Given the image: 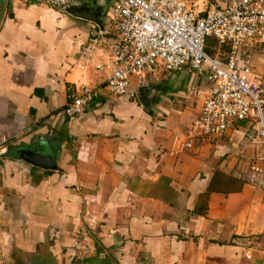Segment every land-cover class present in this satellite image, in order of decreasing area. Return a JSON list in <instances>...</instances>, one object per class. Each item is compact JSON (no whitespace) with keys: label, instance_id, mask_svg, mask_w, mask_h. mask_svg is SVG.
<instances>
[{"label":"crops","instance_id":"crops-1","mask_svg":"<svg viewBox=\"0 0 264 264\" xmlns=\"http://www.w3.org/2000/svg\"><path fill=\"white\" fill-rule=\"evenodd\" d=\"M231 1L202 0L198 9ZM104 27L9 0L0 28V264L16 256L26 264H264V192L233 173L256 152L249 127L184 148L203 104L188 101L195 77L154 111L105 92L80 117L65 116L77 86L104 81L82 56ZM242 64L254 81L264 54L256 49ZM25 149L58 169L26 163Z\"/></svg>","mask_w":264,"mask_h":264},{"label":"built area","instance_id":"built-area-1","mask_svg":"<svg viewBox=\"0 0 264 264\" xmlns=\"http://www.w3.org/2000/svg\"><path fill=\"white\" fill-rule=\"evenodd\" d=\"M25 1L64 11L78 0ZM200 1L114 0L105 14L106 32L82 52L93 69L104 74V81L77 86L64 114L80 117L105 92L138 100V90L147 86L149 77L155 82L172 75L195 77L205 86H193L189 95L202 98L203 104L184 148L196 150L198 141L215 143L248 126L246 137L256 152L245 156L233 173L264 192V69L251 81L252 69L242 64L256 49L264 54V0H232L223 8L204 11L198 9ZM212 41L220 50L227 48L225 59L214 56Z\"/></svg>","mask_w":264,"mask_h":264},{"label":"water","instance_id":"water-1","mask_svg":"<svg viewBox=\"0 0 264 264\" xmlns=\"http://www.w3.org/2000/svg\"><path fill=\"white\" fill-rule=\"evenodd\" d=\"M9 0H0V28L5 19ZM110 7L109 0H78L72 5L65 8L69 15L93 23L97 27L103 29L105 22V14ZM157 96L159 104L154 103ZM157 88L152 85L142 86L138 90V101L148 111H154L160 103L165 101ZM20 158L26 163L47 171L57 170L54 158L43 154L39 150H21Z\"/></svg>","mask_w":264,"mask_h":264},{"label":"rangeland","instance_id":"rangeland-1","mask_svg":"<svg viewBox=\"0 0 264 264\" xmlns=\"http://www.w3.org/2000/svg\"><path fill=\"white\" fill-rule=\"evenodd\" d=\"M229 1H231V0H229ZM211 2H214V0H209L210 4H211ZM209 45L212 49V53L214 54V56H220L222 59L226 58L225 53L228 52L227 48L220 50L215 41L210 42ZM170 75H172V74H170ZM159 78H160V76H158V79ZM186 85H187L186 76L180 75V76H176V78L173 80L164 81L161 83L160 82H154V84H152V87L157 88V90L160 92V94L162 96H166L169 99H175L173 97V93L178 92L180 87L182 88V90H184L186 88ZM193 86L197 87V88H203L205 86V84L203 81L200 80L196 83L194 82ZM169 93H170V95H169ZM176 98L181 101V103L184 107L187 105V103H186L187 100L184 99L183 97H176ZM193 99H195V97L188 94V101L193 100ZM154 103L159 104V102L157 100V96L154 99ZM160 105L167 106L168 105L167 100L164 101L163 103H160ZM20 262H22V259L17 258V256L15 258L13 257V260L11 261L12 264H20Z\"/></svg>","mask_w":264,"mask_h":264},{"label":"flooded vegetation","instance_id":"flooded-vegetation-1","mask_svg":"<svg viewBox=\"0 0 264 264\" xmlns=\"http://www.w3.org/2000/svg\"><path fill=\"white\" fill-rule=\"evenodd\" d=\"M20 264H26V263H24L23 261L22 262H20ZM28 264V263H27ZM29 264H41L39 261H32V262H30Z\"/></svg>","mask_w":264,"mask_h":264},{"label":"trees","instance_id":"trees-1","mask_svg":"<svg viewBox=\"0 0 264 264\" xmlns=\"http://www.w3.org/2000/svg\"><path fill=\"white\" fill-rule=\"evenodd\" d=\"M218 8H223V6L218 5ZM192 78H193V77L191 76V78H190L191 80H190V81H192ZM190 81L187 83V84H189V85H187V86H190ZM190 87H192V86H190Z\"/></svg>","mask_w":264,"mask_h":264}]
</instances>
